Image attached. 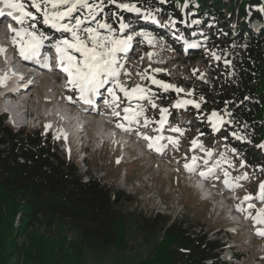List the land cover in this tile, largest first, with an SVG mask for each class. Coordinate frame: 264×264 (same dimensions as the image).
<instances>
[{
  "label": "trees",
  "instance_id": "obj_1",
  "mask_svg": "<svg viewBox=\"0 0 264 264\" xmlns=\"http://www.w3.org/2000/svg\"><path fill=\"white\" fill-rule=\"evenodd\" d=\"M140 6L161 9L158 18L168 17L179 26L184 14L188 35L203 32L215 46L231 53L235 77L226 74L230 69L223 62L210 67V82H198L193 88L197 97L203 95L206 102L200 109H186L184 115L195 116L196 121L200 119L207 133L209 127L204 124L211 111L225 108L224 101L239 102L244 96L251 97L239 107H227L238 120L247 122L252 143L237 141L230 134L236 126L227 125L205 145L215 141L220 151L237 149L247 165L264 178L257 170L258 166H264V151L256 147L264 141V0H191L186 8L181 7L180 0H167L164 4L158 0H140ZM110 8L116 10L115 6ZM122 15L125 19L130 16L127 12ZM194 19L201 23L192 24ZM233 21L237 27L232 34ZM253 22H259L255 31L247 28ZM232 42L247 47L230 48ZM164 95L166 101L173 98L172 92H163L161 96ZM236 130L241 131L238 127ZM118 203V193L112 187L92 176L83 182L76 166L65 159L51 139L37 132L13 133L0 117V251L5 249L4 241L15 234V229L17 237L42 229L43 233L37 236L39 244L44 238L52 245L61 240L60 237L52 240V233H72L81 247L75 252L76 264L82 261L84 248L125 249L131 223L127 215L117 211ZM133 225L156 238L155 246L140 264H227L219 258L225 245L218 236L210 238L196 233V226H189L187 220H171L155 214L139 216ZM30 252L29 257L39 255L34 246ZM67 252L71 256V251L66 249Z\"/></svg>",
  "mask_w": 264,
  "mask_h": 264
},
{
  "label": "rangeland",
  "instance_id": "obj_2",
  "mask_svg": "<svg viewBox=\"0 0 264 264\" xmlns=\"http://www.w3.org/2000/svg\"><path fill=\"white\" fill-rule=\"evenodd\" d=\"M25 2H28V0H25ZM2 7H4V5L0 2V8ZM27 10L35 13V9L30 7ZM9 11H11V9ZM16 14L19 15V13ZM255 23L257 22H254L253 29L256 30L259 26ZM41 25L44 26L43 24ZM236 27L237 26L233 21L230 27L232 34L233 29ZM181 34L184 36L182 32ZM4 35L6 34L0 30V47L6 49V52L1 54L0 57V67H2L0 68V76H8L5 68L7 66V68H11V66H9V64H11L9 61L15 59L9 54L11 49L7 44L10 39L6 40ZM154 36L160 37L158 34H155ZM201 37L203 36H195L196 39L198 38V41H203V38L199 39ZM175 41H177V39H175ZM133 42L135 44H133L134 46L132 50L134 53H137L138 49L136 45L139 44L140 40H134ZM144 46L146 50H143V53L139 52L140 54H132V56L127 54L125 71L130 72L131 76L122 75L121 83L124 84L125 87L128 86L129 89L136 85L150 88L158 107L152 108L148 101H139L135 99L132 101H126L125 98L122 99L128 104L143 105L145 115L153 121L151 125L154 124L155 129L160 128L158 123L161 118L160 109L165 107L168 108L169 111L165 117V126L163 125L161 131L164 130L166 137L172 136L179 139L178 150L169 145L167 152L163 157L155 158L142 148V143L134 141L131 143V146L135 147L142 159L139 161H133L129 164H118L117 154L115 153L118 146L112 144L109 145V152L106 147H103V153L98 155L90 154L89 159L91 160H89V167L87 164L86 166H83L81 163V157L78 159L74 157V151H71L72 145H70V143L72 141L74 142V145H76V151L78 152L79 140L81 137L82 142L87 146L86 140L90 139L92 132H98L103 136L107 135V138L112 136L113 133H110L107 129H103L102 125L105 121L100 116L97 121L85 117V121L79 119L77 123L70 125L71 129H75H73L74 131H71L70 134V137H73V139H71V142H67V144L59 143L61 145L60 149L62 153L77 166L80 174L83 175L85 172H88L93 178H96V180H100L102 183L112 187L114 191H117L119 201L117 211L127 215L129 223H131L127 233V248L121 250L110 248L101 251H93L84 248L80 264H140L155 246L156 238L151 233H144L133 224L135 223V218L139 219V216L152 217L155 214L168 216L171 220L175 218L179 220H187L189 226H196V233L206 234L210 238L218 236L221 243L225 245L223 253L219 256L220 261L227 264H260V262L261 264H264V237L257 235L255 231V227L262 226L257 225L254 227L251 219L245 218L243 213L236 211V205L242 201L246 194H252L253 196L256 195L259 183L264 181L263 178L259 177L260 174L258 175L256 170H253L252 167L247 164L245 168L241 169L240 160L231 153L230 149H225V151L222 152L219 151L220 153L228 155L229 159H231L235 165V167H229L227 164L222 163L221 168L227 169L232 177L237 176L242 172H247L250 179L241 181L240 183L242 184V187L234 190L233 196L237 199L234 202L227 201L228 197L212 189H210L211 199L209 201H204L205 197L209 195V192L207 191L209 190V187L208 189H205L204 187L205 180L198 174L188 173L183 167L186 162V156L189 159L192 155L208 159L205 156V153L199 148L194 149L191 147V141L196 139L199 143L204 144L205 141H210L214 134L211 132L206 133L200 130L198 131L200 127L203 128L201 126L203 123L200 119L196 121V118H194L195 116H184L181 119L175 116L177 114L181 116L186 109L193 107L192 105H186L179 109L175 108L173 105L179 99L192 98L198 100L199 98L195 92L192 97H187L186 93L189 90H194L193 88L198 82H202L199 78L201 74H205L207 81L210 82L211 71L209 68L215 67L223 61H212L203 48H198L195 52L196 54H188L183 49L178 51L175 48V45L169 46V42L166 41L164 37L163 42L158 41L154 47L148 45L146 42ZM208 47H215L213 41L208 44ZM50 51H54V49H50ZM150 52L153 53L151 58H149L148 55ZM54 54H56L55 51ZM76 55L78 56L79 54L77 53ZM165 63H167L166 67L168 70L162 68V71L160 72L153 71L154 69H157L155 67L159 68V65ZM141 65L143 66L142 69ZM194 69L199 70L196 75H193ZM55 71V74L45 75V77L42 78H35L32 81L35 86L24 91L23 96L19 95L18 99H20V101L16 102V104L21 105L25 102L24 104H27V106L30 107L33 116L36 117H39V115H46V113H60V115H62L61 118L50 119L46 116V119H44L43 116L44 123L41 125V134L44 136L50 133L51 135L49 136L54 141H57L58 139L53 138L58 135L57 130L61 133L62 127H66V125H63L62 123V119L64 121H66V118L67 120H71V117L74 116V114L66 116L65 114L67 111L60 104V101L63 99L61 97L60 88H57L58 83L56 82V79H60L62 76L57 70ZM145 71H147L148 75L155 76L158 80L183 88L185 92L176 93L174 90L165 91L158 85L151 84L149 80H141L137 73H145ZM12 79L13 78L8 76V80L5 84L10 83ZM1 86L3 85H0V87ZM162 91L164 94L172 92L173 98L166 101L168 98L166 95L163 97L161 96L163 94ZM105 95L107 96L106 92ZM47 99L50 100L51 103L53 102V104L50 105L49 103H45ZM22 119H24V116ZM121 120L122 119L114 117V121H107V123L108 125L116 127V123H124ZM83 123H87L88 126L84 133H81L79 130ZM46 124L51 125V128L47 130V134H45L46 130L44 127ZM94 124L98 125L99 131H96L97 127H94ZM207 124L208 127H210L208 121H205L204 126L207 127ZM32 126L34 127H28L24 129L23 132L27 133L37 130L36 123L32 124ZM170 127H180L183 131V135L171 132ZM187 129H190V131L187 132ZM201 133H203V135H200ZM124 139L125 138L120 134L116 138V141L121 142ZM214 142L215 141L209 143L211 146H205V148H211L213 151V158L208 159L207 167L214 165L216 160L219 159V156L216 155L219 143ZM123 145L120 147L122 152H124ZM83 150L85 151L84 148ZM122 155L126 159L134 158V156H127L125 152L122 153ZM242 158H244V156H242ZM126 159H124V161H126ZM145 174V178H142ZM217 175H219L220 179H222L221 182L223 183L224 176L219 169L217 170ZM149 177L153 178L152 185H155L154 188L152 186H146L147 184L145 180L148 181L147 179ZM85 179L86 177H84V180ZM187 186L199 187L202 196H197V193L187 188ZM216 187L221 188L219 185ZM223 187L228 189L224 184ZM251 202L255 203L257 208L262 206L256 200ZM254 213L255 210H253V215H255ZM17 219L18 217L15 218L14 222H16ZM14 225L16 228L17 224L14 223ZM35 230V233L30 231L17 237L15 229V234L7 237L4 241L5 249L0 251V264H76L74 262V258L76 257L75 252L80 250L81 247L78 244L75 235L69 232H58L57 234L52 233L51 239L59 240L58 237H60L61 240L59 241L63 242V245H60L59 241L52 245L44 238V242H40L39 244L37 236H40L43 231L42 229ZM33 246L36 247V251L39 253V255H36L39 256L37 258L33 254L29 257V253H31L30 251H32ZM66 249L71 251V256L69 252L66 253ZM234 256H238L241 259L234 260Z\"/></svg>",
  "mask_w": 264,
  "mask_h": 264
},
{
  "label": "snow or ice",
  "instance_id": "obj_3",
  "mask_svg": "<svg viewBox=\"0 0 264 264\" xmlns=\"http://www.w3.org/2000/svg\"><path fill=\"white\" fill-rule=\"evenodd\" d=\"M0 2L3 3L4 7L11 9L7 13L0 9V17L7 16L19 26L18 28L9 26V31L13 33L11 42L17 47L18 55L23 60H40L41 48L44 46L45 41H49V48L54 49L56 53L58 66L67 75L66 87L78 94L80 101L85 105H93L95 98L103 99L104 105L111 110L112 116L126 122H118L116 127L125 132L135 130L138 136L147 141L146 146L150 150L164 153L169 145L178 150L179 139L175 137H165L162 134L149 136L135 129V125H141V117H143V124L141 125L143 128H147L153 121L145 115L143 105L125 104L124 99L118 95V93H122L123 98H126L127 101L134 99L148 101L152 108L158 107L150 88L136 85L129 89L121 83V76H131L130 72L125 71V61L127 53L137 37L142 38L141 42H146L153 47L158 41L163 42V38L148 35L143 31H135L132 24L125 21L122 13L135 14L138 18L146 21L160 22L158 21V15L161 9L142 7L140 6V0H28V2H25V0H0ZM158 2L164 4L167 0H158ZM180 4L182 8H186L191 4V0H180ZM110 6H115L116 10L113 11ZM195 6L199 7V5ZM29 7L35 9V13L28 11ZM106 9H108L107 14H105ZM14 12L19 13V15H14ZM164 19L166 23H161V27L170 26L174 29L177 26L175 20H170L168 17ZM191 23L200 24L201 21L194 19ZM38 24H43L61 35H47L39 29ZM213 26L209 25V27ZM221 35L226 36L227 33H221ZM201 36H203V41L184 40L186 47L189 49L203 48L212 61H223L225 67L230 69L226 74L234 78L236 72L233 61L229 58L231 53L227 49H220L218 46L208 47L211 42L210 38L203 32H201ZM178 38L182 39V37ZM236 47L246 48L247 45H237L235 42L230 44V48ZM5 52L6 49L0 47V54ZM148 55L151 58L153 53L150 52ZM50 60L51 57L48 55L43 57L45 66H48ZM153 71L160 72L162 69L157 68ZM198 71V69H194L193 75H196ZM137 75L141 80H149L151 84L158 85L165 91L185 92L181 87L165 83L156 79L155 76L148 75L147 71L137 73ZM199 78L204 83H208L205 74H201ZM7 80V75L0 76V85H4ZM105 92L107 97L104 96ZM193 93L194 90H189L186 96L192 97ZM68 99L71 100L72 97H68ZM251 99L249 96H244L239 102L234 100L224 101L225 108L219 111L213 110L206 117L211 129L214 132H220L227 125H235L241 131L238 132L234 127L230 133L231 136L237 141L251 144L252 140L248 135L249 126L247 122L238 120L232 109L227 107V105L239 107L244 101ZM205 102V97L201 95L198 100L192 98L179 99L173 106L179 109L186 105H192L194 108L200 109L201 104ZM122 104L124 106L121 108ZM168 111L166 107L160 109L161 118L158 121L160 128L156 129L157 133L161 132ZM44 127L45 134H47V130L51 128V125L46 124ZM170 131L183 135L180 127H170ZM61 134L66 141L67 135L62 133V130ZM61 134L53 138L60 139ZM200 135H203V133ZM191 147L194 149L199 148L208 159L213 158L212 149L205 148L198 140L193 139ZM256 147L264 151V141H261ZM231 153L240 160V168H245L247 162L243 160L242 154L235 148L231 149ZM216 155L219 156V159L211 167H207L208 159L197 155H192L190 159L186 156L183 167L188 173L198 174L205 180L219 179L220 177L217 175L219 169L224 176V185L231 191L242 187L241 181L250 179L247 172L232 177L227 169L221 168V164L235 167L233 161L226 154L217 152ZM117 163H119V159ZM257 170L264 175V166H258ZM253 200L258 201L262 206L257 208L256 204L251 202ZM253 210H255V215H253ZM236 211L243 213L245 218L251 219L254 227L257 225L264 226V181L259 183L255 196L246 194L243 197L242 201L236 205ZM255 231L257 235L264 237V228L255 227Z\"/></svg>",
  "mask_w": 264,
  "mask_h": 264
},
{
  "label": "bare ground",
  "instance_id": "obj_4",
  "mask_svg": "<svg viewBox=\"0 0 264 264\" xmlns=\"http://www.w3.org/2000/svg\"><path fill=\"white\" fill-rule=\"evenodd\" d=\"M140 26H142V24H141ZM141 29H142V28L139 27L137 31H139V30H141ZM167 36H168V35H167ZM170 37H171V36H170ZM165 39L167 40V39H169V38H166V37H165ZM9 65H10V64H9ZM57 87H58V85H57ZM20 93H21V92H20ZM20 93L15 94V95L13 96L12 99L17 100V99H18V96L20 95ZM7 102H8V100H7ZM60 102H61L60 104H61L63 107L66 105L65 102H62V101H60ZM11 107H13L12 110L15 111V112H18L19 109L22 108V107H19V105H17V106L13 105V106H11ZM73 111H74V112H73ZM76 111H77L76 108H71L69 113H70V114H71V113H75ZM20 112H21V111H20ZM21 113H24V112H21ZM67 113H68V112H66V114H65L66 116L69 115V114H67ZM32 114H33V113H32ZM62 114H63V113H62ZM75 114H76V113H75ZM63 115H64V114H63ZM81 115H82V114H80L79 116L81 117ZM61 116H62V115L59 114V116H57V118H61ZM79 116H77V117L72 116V117H71V120H70V119L67 120V118H66V121H64V120L62 119V123H63V125H66V127H65V126L62 127V131H63L66 135H68L69 137H70L71 131H74V130H75L74 128H73L74 130L71 129L70 125H73L74 123H77V121L79 120V118H78ZM48 118L53 119V118H56V117L51 115V116H48ZM62 118H63V117H62ZM59 123H60V122H59ZM93 123H96V122H93ZM78 127H80V126H78ZM82 127H83V126H82ZM82 127H81V128H82ZM94 127H97V128H96V131H99V129H98V125H95V124H94ZM103 129H104V128H103ZM107 129H110V126H108ZM94 130H95V129H94ZM105 131H106V130H105ZM99 136L102 137L103 135H102V134H99ZM104 136L107 137V135H104ZM128 143H129V141H126V142L122 143V145H123V144L125 145V146L123 145V147H126Z\"/></svg>",
  "mask_w": 264,
  "mask_h": 264
}]
</instances>
